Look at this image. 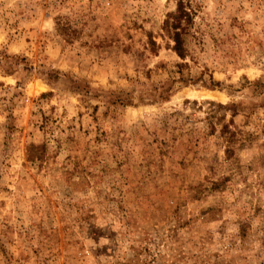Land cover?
I'll return each instance as SVG.
<instances>
[{
	"label": "rangeland",
	"instance_id": "1",
	"mask_svg": "<svg viewBox=\"0 0 264 264\" xmlns=\"http://www.w3.org/2000/svg\"><path fill=\"white\" fill-rule=\"evenodd\" d=\"M259 84L264 0H0V264H264Z\"/></svg>",
	"mask_w": 264,
	"mask_h": 264
},
{
	"label": "trees",
	"instance_id": "2",
	"mask_svg": "<svg viewBox=\"0 0 264 264\" xmlns=\"http://www.w3.org/2000/svg\"><path fill=\"white\" fill-rule=\"evenodd\" d=\"M192 18V10L190 7L185 6L182 1L177 2V7L174 13L167 15V19L164 22V29L173 41L172 50L181 58L184 55V42H183V31L185 26ZM154 45V41H151ZM264 86L262 84H259Z\"/></svg>",
	"mask_w": 264,
	"mask_h": 264
},
{
	"label": "bare ground",
	"instance_id": "3",
	"mask_svg": "<svg viewBox=\"0 0 264 264\" xmlns=\"http://www.w3.org/2000/svg\"><path fill=\"white\" fill-rule=\"evenodd\" d=\"M206 91V90H205ZM204 91V92H205ZM191 95H195V93L193 94V93H191ZM195 96H197V95H195ZM194 96V97H195ZM202 96H204V97H209V98H212V99H216V100H223V96H222V94H220V93H216V92H208V93H204V94H202Z\"/></svg>",
	"mask_w": 264,
	"mask_h": 264
}]
</instances>
